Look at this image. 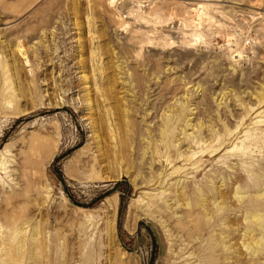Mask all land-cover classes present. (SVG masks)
Masks as SVG:
<instances>
[{"label":"rangeland","instance_id":"obj_1","mask_svg":"<svg viewBox=\"0 0 264 264\" xmlns=\"http://www.w3.org/2000/svg\"><path fill=\"white\" fill-rule=\"evenodd\" d=\"M0 32V264H264V0H0Z\"/></svg>","mask_w":264,"mask_h":264},{"label":"bare ground","instance_id":"obj_2","mask_svg":"<svg viewBox=\"0 0 264 264\" xmlns=\"http://www.w3.org/2000/svg\"><path fill=\"white\" fill-rule=\"evenodd\" d=\"M203 8V7H201ZM0 35H1V38H4L5 36H3V33L0 32ZM19 48L22 47V45L18 44ZM5 64L3 62H0V68L2 70H5ZM16 73V72H15ZM13 75V72L12 74ZM5 78V77H4ZM8 78V77H7ZM8 82V81H7ZM3 88V87H2ZM13 94V92H12ZM3 93H1V90H0V110H4V109H7L9 106H7L5 103L8 101V102H13L14 99L9 96V97H3L2 98ZM164 113V112H163ZM168 113V112H167ZM170 116V115H169ZM168 116V117H169ZM176 118V117H175ZM164 120V119H163ZM190 120V119H189ZM194 126V125H193ZM190 128V127H189ZM192 130V129H191ZM163 131V130H162ZM184 136V135H183ZM176 141V139H175ZM146 152V151H145ZM144 152V153H145ZM124 156V155H123ZM123 158V157H122ZM264 185V182L263 184ZM238 194V193H236ZM245 194V193H244ZM251 194V193H249ZM243 195V194H242ZM242 195H240V198H242ZM256 196H261V197H264V190H263V187L260 191V193H257ZM240 200V199H239ZM245 222H247L248 224L246 225L245 227V236L247 238V240H245L243 246L245 248H252L253 250H255L254 252H258L260 250H264V212L262 211H257V210H253V211H249V212H246V215H245ZM244 222V223H245ZM229 223V222H228ZM245 238V237H244ZM251 244L253 246H251ZM227 247V246H226ZM251 250V249H250Z\"/></svg>","mask_w":264,"mask_h":264}]
</instances>
